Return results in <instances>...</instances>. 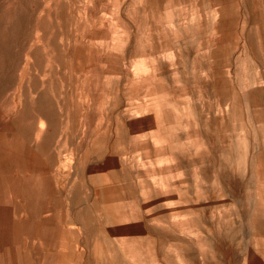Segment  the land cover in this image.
I'll return each mask as SVG.
<instances>
[{
  "label": "rangeland",
  "instance_id": "obj_1",
  "mask_svg": "<svg viewBox=\"0 0 264 264\" xmlns=\"http://www.w3.org/2000/svg\"><path fill=\"white\" fill-rule=\"evenodd\" d=\"M0 264H264V0H0Z\"/></svg>",
  "mask_w": 264,
  "mask_h": 264
}]
</instances>
